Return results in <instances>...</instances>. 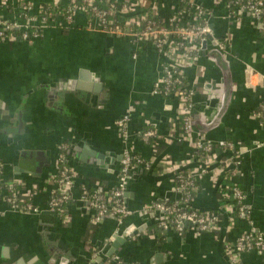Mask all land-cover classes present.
I'll return each mask as SVG.
<instances>
[{
  "label": "crops",
  "instance_id": "0c3cea01",
  "mask_svg": "<svg viewBox=\"0 0 264 264\" xmlns=\"http://www.w3.org/2000/svg\"><path fill=\"white\" fill-rule=\"evenodd\" d=\"M24 1L32 16H47L50 25L31 42L15 35L0 40V164L4 182L17 185L22 198L43 211L22 212L0 200V264H264L261 252L235 259L227 251L251 229L264 232V126L255 115L264 104L263 23L251 12H232L228 0H189L195 10L206 11L205 22H214L232 92L219 117L209 119L207 83L217 86L220 98L226 95L219 84L223 74L202 52L201 42L193 64L183 71L194 93V129L179 138L177 99L153 93L171 61L151 39L92 30L98 21L83 9L75 10L68 24L44 7L60 8L69 0ZM2 5L0 0V15L17 20L15 4L11 11ZM148 8L167 24L171 18L186 23L193 15L177 12V0H143L132 13ZM253 78H258L255 85ZM125 114L130 122L123 138L116 121ZM146 131L155 136L144 139ZM200 140L216 147L207 162L195 156ZM125 151L150 163L148 168L133 165L126 178L122 200L136 214L125 225L113 216L95 223L84 190L117 189ZM232 157L240 162L236 173L222 171L224 160ZM62 166L72 169L75 181L60 215L47 206ZM181 171L198 173L188 207L219 216L218 230L199 233L188 224L182 231L163 229L159 211L143 210L155 202L182 205L176 192ZM224 181L245 193L244 218L229 188L222 193ZM128 227L138 234L109 247L114 252L109 257L111 251L104 249Z\"/></svg>",
  "mask_w": 264,
  "mask_h": 264
},
{
  "label": "built area",
  "instance_id": "2783aa9c",
  "mask_svg": "<svg viewBox=\"0 0 264 264\" xmlns=\"http://www.w3.org/2000/svg\"><path fill=\"white\" fill-rule=\"evenodd\" d=\"M135 3H127L123 6L122 12L132 13L135 8H142L143 0H134ZM15 4L17 7V20H10L0 15V40L13 39V30L23 31L19 38L25 42H31L38 38L42 31L50 25L47 16H32V8L28 2L24 0H3V4ZM80 4V5H79ZM115 2L111 3V7L107 11L98 9L95 5V0H69L67 8L66 20L68 24H72L73 13L77 9H83L89 17L98 21V25L92 30H97L109 35L119 37H132L136 40L151 39L159 52H163L170 59V63L165 67L164 75L156 82L154 87V94L157 95H173L178 102V116L182 121V128L180 130L179 138H184L189 135L194 129V101L193 90L185 82L184 69L193 64L198 51L200 43L206 39L207 35L211 34V29L208 23L191 24L186 26H178V19L171 18L168 21L167 27L154 28L153 23H148L147 27L142 32H136L135 26L130 27L131 24L138 25L140 19L136 18L132 21L125 22L128 28L121 27L118 21L110 19L113 14ZM229 6L236 7L241 11H248L253 14L256 20L264 23V0H237L231 1ZM198 16L206 17V11L198 8ZM22 21V22H21ZM222 50L224 46H220ZM264 126V104L260 106L255 114ZM130 122V114L123 115L116 121V126L122 135H128V124ZM155 136L153 131H146L143 134L144 139H150ZM223 146L230 148L231 145L224 143ZM216 147L204 140H200L196 146V159L199 162H207L215 156ZM64 162L63 156L60 158V163ZM133 165L148 168L150 163L145 162L142 158L133 156L129 151L123 153L121 162V183L120 186L104 193L103 191L84 190L86 199L94 210L92 221L97 223L107 216L116 217L119 225H125V222L136 214V211L129 209L123 203L122 197L125 190V182L127 175ZM240 165L237 157H232L229 160H224L222 164V171L230 170L236 173V169ZM174 169V167H169ZM174 170L180 171L176 168ZM228 175V174H226ZM198 173L195 171L185 172L181 171L178 178V185L176 192L182 196V205H172L164 202H155L144 206V211H159L163 220L160 226L163 229H169L174 226L178 231H182L183 225L188 224L199 233L212 232L218 230L219 216L216 214H205L194 211L190 208L186 209L192 202V197L196 191V179ZM75 173L72 169L66 166L60 167L59 174L55 180L57 189L52 192L51 199L48 203L47 210L52 213L63 215L65 213V206L71 197V191L74 186ZM230 192L233 194L237 203L241 206L239 208L240 218L247 215L245 207L246 195L237 186H229ZM6 192V195L3 193ZM19 188L14 183H6L3 179V168L0 164V200L6 201L14 209L26 213L39 214L43 210L34 206L24 198H22ZM231 213L230 210H226ZM227 251L233 258H238L241 254L258 251L264 254V232H256L251 229L249 232L242 235L233 247H227Z\"/></svg>",
  "mask_w": 264,
  "mask_h": 264
},
{
  "label": "trees",
  "instance_id": "16d2710c",
  "mask_svg": "<svg viewBox=\"0 0 264 264\" xmlns=\"http://www.w3.org/2000/svg\"><path fill=\"white\" fill-rule=\"evenodd\" d=\"M112 1L113 0H108V1H106V0H95V5L98 7V9H100L102 11H107L110 9L111 3H113ZM228 1L231 2V1H237V0H228ZM68 6H69V4L61 5L60 8H56V9L51 7L50 5H45L44 7H45V9H48V12L53 13V15H52L53 17L54 16H62L64 18H66ZM114 6H115V9L113 10V14L109 18L113 19L115 21H118V23L121 27L128 28L129 26L130 27L135 26L134 28H135L136 32H142L147 27L148 23H153L155 26L154 28L163 27V26L167 27L168 26V24L162 18H160L159 16H156V15H153L151 8L141 10V11L138 10L139 12L136 11V13H128V12H122V8H123L122 4L115 2ZM2 7L11 11L12 8H14V5L9 3V4L2 5ZM235 10H236V7H235V9H233V8L231 9L232 12H235ZM181 11L186 13L185 18H189L190 14H193V15H192V17L189 18V20L187 19L188 21L186 23L179 20L178 26L191 25L194 23L195 24L196 23L197 24L205 23V20H203L202 17L198 16V10H195L194 6L190 5L189 0H177V12H181ZM136 18L140 19V23L138 25H136V24H131L129 26L125 25L126 21L129 22V21H132ZM11 33L16 35V37H21V35L23 34V31H20L17 29V30H13ZM179 122H180V125L178 128V131L180 132V130H181L180 127H182L183 123H182L181 119ZM220 149L218 148V150H220ZM223 184L226 185L225 189L224 188L221 189L222 193L224 194L227 192V189H228L230 184L226 181H224ZM177 185H178V181H177ZM225 199L222 200L221 206H223V204H225V201H227V199L226 200ZM233 202L235 203L233 205L236 208V210H239L241 205L239 203H237L236 200H233ZM188 208L189 207H186V209H188Z\"/></svg>",
  "mask_w": 264,
  "mask_h": 264
},
{
  "label": "water",
  "instance_id": "95a60500",
  "mask_svg": "<svg viewBox=\"0 0 264 264\" xmlns=\"http://www.w3.org/2000/svg\"><path fill=\"white\" fill-rule=\"evenodd\" d=\"M202 4L199 2L198 7ZM208 26L211 29V34L207 35L206 39L202 41L201 43V50L202 52H206L208 54L209 60L214 62L216 66L221 70L223 74V78L220 80V85H223V93L225 96L223 98H220L217 95V86L213 84L207 83L206 89L210 91V95L208 96V104H207V110L206 115L211 120H216L219 115L222 113V111L225 109L228 98L231 95L232 92V80L230 77V69L229 64L225 60L224 53L221 50L222 41L221 38L215 35V26L214 22L210 21L208 23ZM262 27H264V23L261 24ZM211 45V48H209ZM202 54V53H201ZM123 158V157H122ZM183 227H186V224L183 225ZM138 234V231H134L133 227H128L122 234L118 237L116 236L114 240L110 243V245L107 246V248L104 249V253L106 252V249L109 247L116 248L120 243H122L125 239L130 240L134 238ZM110 252H106L107 255L110 257L112 254H114L113 249H110ZM115 250V249H114Z\"/></svg>",
  "mask_w": 264,
  "mask_h": 264
},
{
  "label": "clouds",
  "instance_id": "9594fccd",
  "mask_svg": "<svg viewBox=\"0 0 264 264\" xmlns=\"http://www.w3.org/2000/svg\"><path fill=\"white\" fill-rule=\"evenodd\" d=\"M257 82H258V78H253V81H252L253 85H255Z\"/></svg>",
  "mask_w": 264,
  "mask_h": 264
},
{
  "label": "bare ground",
  "instance_id": "6f19581e",
  "mask_svg": "<svg viewBox=\"0 0 264 264\" xmlns=\"http://www.w3.org/2000/svg\"><path fill=\"white\" fill-rule=\"evenodd\" d=\"M17 30V29H16Z\"/></svg>",
  "mask_w": 264,
  "mask_h": 264
}]
</instances>
